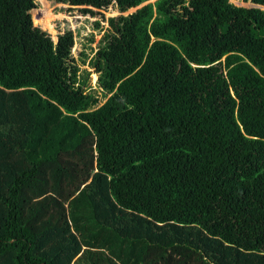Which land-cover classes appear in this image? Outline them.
<instances>
[{"label": "trees", "instance_id": "1", "mask_svg": "<svg viewBox=\"0 0 264 264\" xmlns=\"http://www.w3.org/2000/svg\"><path fill=\"white\" fill-rule=\"evenodd\" d=\"M37 5L0 0V264H264V9L97 20L99 105L74 31L55 42Z\"/></svg>", "mask_w": 264, "mask_h": 264}, {"label": "rangeland", "instance_id": "2", "mask_svg": "<svg viewBox=\"0 0 264 264\" xmlns=\"http://www.w3.org/2000/svg\"><path fill=\"white\" fill-rule=\"evenodd\" d=\"M37 7L34 8L32 13V19L34 22V16L41 17L47 11L53 12L55 15L54 20H52V25L54 27V32L43 29L47 31L48 34L52 37L54 41H58V36L61 33H64L66 30H73L75 34V44L72 50V56L76 62L80 65V75H85L87 77V87H92L97 90V94L100 97L99 105H101L106 97L103 96V92L98 88V73L95 71V68L91 65L90 60L94 55L95 51H92L91 48H96L98 50V40L102 36L103 30H99L96 26V21L100 20L101 25L107 27L109 25L108 18L119 16L121 14H128L134 12L136 8H130L128 11L120 12L119 9L114 5H110L108 8L98 9L93 8L97 13L92 15L91 13H85L82 9L87 7L82 4H73L71 5L68 2H57L55 0H36ZM154 1V0H149ZM238 6L251 7L255 3L243 0H230ZM262 7V6H260ZM264 9V8H263ZM94 34L95 40L91 41V34ZM86 53L87 56L84 55ZM87 71L90 72L87 75ZM95 166L97 167V160L95 161ZM98 169L96 168L95 172ZM94 176V173L91 175ZM91 181V179H90ZM89 181V182H90ZM88 182V183H89Z\"/></svg>", "mask_w": 264, "mask_h": 264}, {"label": "water", "instance_id": "3", "mask_svg": "<svg viewBox=\"0 0 264 264\" xmlns=\"http://www.w3.org/2000/svg\"><path fill=\"white\" fill-rule=\"evenodd\" d=\"M154 1H155V0H154ZM147 2H150V1H147ZM147 2L142 3V4H140L139 6H137V7H133V8H136V9H137V8L141 7L143 4H146ZM249 2L254 3L253 0H249ZM253 6H256V7H260V6H262V8H264V5H259V4H255V5L253 4ZM251 7H252V6H251ZM136 9H135V10H136Z\"/></svg>", "mask_w": 264, "mask_h": 264}, {"label": "clouds", "instance_id": "4", "mask_svg": "<svg viewBox=\"0 0 264 264\" xmlns=\"http://www.w3.org/2000/svg\"><path fill=\"white\" fill-rule=\"evenodd\" d=\"M149 1V0H148ZM244 1V0H243ZM147 2V1H146ZM150 2H152V1H150ZM145 3V2H144ZM235 4V3H234ZM256 4V3H255ZM137 7V6H136ZM262 8V7H261ZM55 42H57V41H55Z\"/></svg>", "mask_w": 264, "mask_h": 264}]
</instances>
